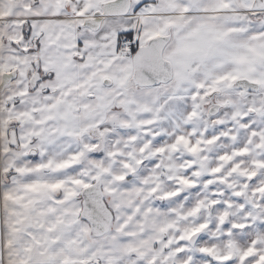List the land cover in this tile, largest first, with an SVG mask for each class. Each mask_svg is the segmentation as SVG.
<instances>
[{
  "label": "snow or ice",
  "instance_id": "snow-or-ice-1",
  "mask_svg": "<svg viewBox=\"0 0 264 264\" xmlns=\"http://www.w3.org/2000/svg\"><path fill=\"white\" fill-rule=\"evenodd\" d=\"M0 264H264V0H0Z\"/></svg>",
  "mask_w": 264,
  "mask_h": 264
}]
</instances>
